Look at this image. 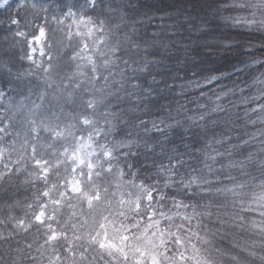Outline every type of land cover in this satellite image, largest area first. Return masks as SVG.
<instances>
[{
  "label": "trees",
  "instance_id": "16d2710c",
  "mask_svg": "<svg viewBox=\"0 0 264 264\" xmlns=\"http://www.w3.org/2000/svg\"><path fill=\"white\" fill-rule=\"evenodd\" d=\"M261 10L0 0V264H264Z\"/></svg>",
  "mask_w": 264,
  "mask_h": 264
},
{
  "label": "rangeland",
  "instance_id": "374dc122",
  "mask_svg": "<svg viewBox=\"0 0 264 264\" xmlns=\"http://www.w3.org/2000/svg\"><path fill=\"white\" fill-rule=\"evenodd\" d=\"M71 161H73V163H75L76 168H81L83 166H88L89 168H91V164H90V160H89V156H88V151H86V149L84 148H80L78 151L74 152L71 154L70 156ZM75 189L74 192L78 193L81 190L80 187V182L78 181H74L72 184V190Z\"/></svg>",
  "mask_w": 264,
  "mask_h": 264
},
{
  "label": "clouds",
  "instance_id": "9594fccd",
  "mask_svg": "<svg viewBox=\"0 0 264 264\" xmlns=\"http://www.w3.org/2000/svg\"><path fill=\"white\" fill-rule=\"evenodd\" d=\"M244 6H245L246 8H249V9H253V10L256 9V5H254V4H250V3H245ZM237 7H240V5H237ZM252 14H253V15H257V14H259V15L264 16V10H261V11H259L258 13H257L256 11H253Z\"/></svg>",
  "mask_w": 264,
  "mask_h": 264
},
{
  "label": "snow or ice",
  "instance_id": "6c2138e0",
  "mask_svg": "<svg viewBox=\"0 0 264 264\" xmlns=\"http://www.w3.org/2000/svg\"><path fill=\"white\" fill-rule=\"evenodd\" d=\"M18 22V21H17ZM46 35V33L44 32V30L43 29H41L40 30V33H39V37L37 38L38 40L39 39H43L44 38V36ZM73 191H75V189H73ZM40 221V218H38V222ZM154 264H155V262H154Z\"/></svg>",
  "mask_w": 264,
  "mask_h": 264
}]
</instances>
